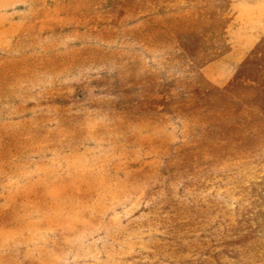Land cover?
Listing matches in <instances>:
<instances>
[{
  "label": "rangeland",
  "instance_id": "obj_1",
  "mask_svg": "<svg viewBox=\"0 0 264 264\" xmlns=\"http://www.w3.org/2000/svg\"><path fill=\"white\" fill-rule=\"evenodd\" d=\"M0 264H264V0H0Z\"/></svg>",
  "mask_w": 264,
  "mask_h": 264
}]
</instances>
